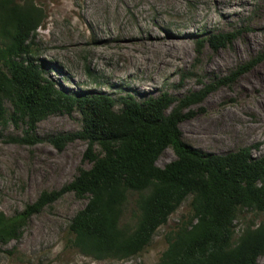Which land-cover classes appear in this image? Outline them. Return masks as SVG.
<instances>
[{"label":"rangeland","instance_id":"374dc122","mask_svg":"<svg viewBox=\"0 0 264 264\" xmlns=\"http://www.w3.org/2000/svg\"><path fill=\"white\" fill-rule=\"evenodd\" d=\"M34 1L46 15L34 38V57L45 61L48 75L67 91L90 90L115 98L129 91L140 99L166 91L181 98L230 77L264 51V0ZM238 29L243 32L231 45L217 50L205 46L198 53V39ZM188 110L197 114L180 125L185 142L204 153L252 147L255 157L263 156L264 61ZM81 127L78 112L58 113L39 122L37 133L46 137ZM25 128L14 123L0 127V213L9 217L92 165L84 159L88 144L83 140L62 151L47 141L30 146L9 140L22 136ZM175 159L174 150L167 148L157 165L163 168ZM88 201L70 192L34 214L18 239L0 246V264H156L168 248V234L192 216L187 199L140 254L99 260L70 243L69 224ZM261 222L264 213L241 210L237 235Z\"/></svg>","mask_w":264,"mask_h":264},{"label":"trees","instance_id":"16d2710c","mask_svg":"<svg viewBox=\"0 0 264 264\" xmlns=\"http://www.w3.org/2000/svg\"><path fill=\"white\" fill-rule=\"evenodd\" d=\"M45 18L34 0H0V127L23 124L24 134L10 141L30 146L47 141L59 151L83 140L88 144L84 159L92 165L15 216L1 212L0 246L18 239L34 214L73 192L89 201L69 224L70 243L95 259L129 258L145 250L190 199L191 218L168 234V248L156 264H259L264 222L237 235L235 221L243 209L264 213V155L255 157L252 147L204 153L184 141L180 125L197 114L188 110L191 106L261 64L264 51L230 77L181 98L166 91L141 99L129 91L118 98L67 91L48 75L45 61L34 57V38ZM242 32L205 35L197 40V51L225 48ZM74 112L81 116L80 130L38 135L45 117ZM167 148L176 159L161 168L157 160Z\"/></svg>","mask_w":264,"mask_h":264},{"label":"bare ground","instance_id":"6f19581e","mask_svg":"<svg viewBox=\"0 0 264 264\" xmlns=\"http://www.w3.org/2000/svg\"><path fill=\"white\" fill-rule=\"evenodd\" d=\"M157 46H159V45H157ZM153 47H155V46H153ZM159 48V47H158ZM155 49V48H154ZM159 49H162L161 47L159 48ZM159 56V55H158Z\"/></svg>","mask_w":264,"mask_h":264}]
</instances>
